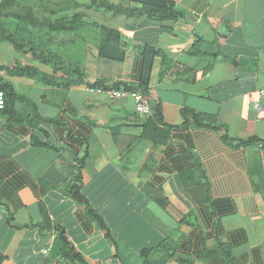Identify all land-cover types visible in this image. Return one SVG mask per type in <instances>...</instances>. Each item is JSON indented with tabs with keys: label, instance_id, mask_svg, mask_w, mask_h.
Instances as JSON below:
<instances>
[{
	"label": "crops",
	"instance_id": "obj_1",
	"mask_svg": "<svg viewBox=\"0 0 264 264\" xmlns=\"http://www.w3.org/2000/svg\"><path fill=\"white\" fill-rule=\"evenodd\" d=\"M170 1L177 20L143 15L123 0H0L8 32L45 55L39 61L0 41V63L49 76L57 56L81 70L84 84L2 77L89 153L80 185L71 169L85 148L70 147L66 133L46 142L52 151L32 147L37 133L22 126L0 132V264H80L62 256L60 231L84 264H226L220 241L231 250L227 264H264V0ZM78 14V30L51 32L64 21L77 26ZM103 28L120 34L123 62L99 57ZM145 47L160 51L150 116L136 113L132 92L122 89L139 85ZM182 110L214 118L221 131L186 128ZM153 116L168 132L163 144L140 138ZM197 168L210 189L206 204L184 190ZM74 184L111 241L73 198Z\"/></svg>",
	"mask_w": 264,
	"mask_h": 264
},
{
	"label": "trees",
	"instance_id": "obj_2",
	"mask_svg": "<svg viewBox=\"0 0 264 264\" xmlns=\"http://www.w3.org/2000/svg\"><path fill=\"white\" fill-rule=\"evenodd\" d=\"M130 4H135L140 6L143 15L156 16L159 20H177L179 15L175 11L174 4L170 0H123ZM5 6V5H4ZM107 7L112 10L109 5H99ZM74 20L78 21V25L74 26L69 24L68 21H64L60 25L56 26L51 32L53 33H73L80 28L82 25V16L80 14L74 16ZM5 22L0 21V41L8 42L13 50L16 52H25L34 56V58L39 61L42 60L45 55L43 54L40 45L36 47L25 44L19 37H15L7 28H5ZM26 40V39H24ZM120 34L113 30H108L103 28V35L99 47V57L103 60L111 62H123L126 58L125 52L120 49ZM192 55H198L197 51L191 53ZM160 56V51L153 47H145L142 50L143 57V69L140 78L139 85L136 88L129 89L127 87H122L126 92H140L146 97L149 95V86L152 81V75L155 65V60ZM55 67L51 75H44L38 69L32 67H23L18 63L14 62V65H3L0 63V92H2L4 97V108L0 110V132L7 131L11 127L22 126L26 131H34L37 134L31 135L30 145L35 148H47L55 151L56 148L47 145L52 143L53 138L57 133H66V140L70 143V147L74 144L79 145L81 148H85L86 141L79 139L71 135V133L65 128L66 125L62 123L58 118H44L39 115L38 109L35 103L25 95L19 94L13 87L9 80L2 77L5 73L8 77H29V78H39L46 85L59 86L64 89H69L72 86H80L84 84L83 73L81 70L72 65H68L60 60L57 56H53L52 59L49 58ZM60 74L61 78L58 79L55 75ZM89 87V86H88ZM99 86L94 85L90 88H98ZM19 105L28 106L31 108L32 113L30 115L21 114L17 110ZM153 111V110H152ZM153 113V112H152ZM180 118L182 119L183 126L186 128L194 127H207L213 129L214 131H221L217 125L215 127V119L212 117L198 116L189 110H182L180 112ZM41 135V136H40ZM40 136V137H38ZM141 139L151 143V144H163L167 141L168 132L161 129L160 121L157 116L150 117L142 130ZM56 139V138H55ZM48 142V143H46ZM68 143V144H69ZM66 146H69V145ZM69 147V149H71ZM57 151V150H56ZM89 158V153L87 147L84 149V154L77 158L72 167V174L76 184L82 185L83 183V172L86 167V162ZM196 177H191V183L194 184L193 187L184 186V190L188 195L190 200L194 201L196 204H206L211 202L210 189L205 180L201 169H196ZM74 184L70 188L71 194L74 199L78 202L83 203L86 206L88 214L91 219L96 222L99 229L106 233V238L111 241L109 235V229L105 225L103 219L96 213L87 203L86 199L79 194L77 185ZM58 241L61 244V254L65 258L71 261L79 262L84 264V261L80 256H78L70 245L67 237L63 231H60L58 236ZM218 252L220 254L219 259L223 263H229L232 259L230 248L223 244L221 241L218 242Z\"/></svg>",
	"mask_w": 264,
	"mask_h": 264
},
{
	"label": "built area",
	"instance_id": "obj_3",
	"mask_svg": "<svg viewBox=\"0 0 264 264\" xmlns=\"http://www.w3.org/2000/svg\"><path fill=\"white\" fill-rule=\"evenodd\" d=\"M220 1H223V0H220ZM98 92H101V91H98ZM110 95L113 99H118V98H121L124 95V93L112 91ZM262 96L264 97V91L262 93ZM132 97L135 101L136 113L141 114L143 116H150L152 114V107L147 97L144 94L140 92H135V93H132ZM3 108H4V97H3L2 92H0V110H2Z\"/></svg>",
	"mask_w": 264,
	"mask_h": 264
},
{
	"label": "rangeland",
	"instance_id": "obj_4",
	"mask_svg": "<svg viewBox=\"0 0 264 264\" xmlns=\"http://www.w3.org/2000/svg\"><path fill=\"white\" fill-rule=\"evenodd\" d=\"M112 91H109V94L111 93ZM114 92H117V91H114Z\"/></svg>",
	"mask_w": 264,
	"mask_h": 264
}]
</instances>
